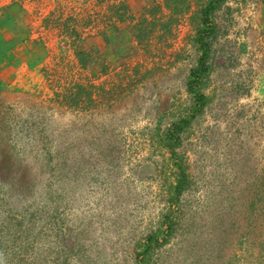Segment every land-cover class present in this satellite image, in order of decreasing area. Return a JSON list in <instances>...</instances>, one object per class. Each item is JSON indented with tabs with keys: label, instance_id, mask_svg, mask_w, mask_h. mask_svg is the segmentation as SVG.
I'll return each mask as SVG.
<instances>
[{
	"label": "rangeland",
	"instance_id": "obj_1",
	"mask_svg": "<svg viewBox=\"0 0 264 264\" xmlns=\"http://www.w3.org/2000/svg\"><path fill=\"white\" fill-rule=\"evenodd\" d=\"M208 1L0 0V264H264V0L213 13L167 136Z\"/></svg>",
	"mask_w": 264,
	"mask_h": 264
},
{
	"label": "trees",
	"instance_id": "obj_2",
	"mask_svg": "<svg viewBox=\"0 0 264 264\" xmlns=\"http://www.w3.org/2000/svg\"><path fill=\"white\" fill-rule=\"evenodd\" d=\"M227 0H209L205 6L201 10V22L202 26L197 31L196 34V43L199 47V50L201 52L200 59L198 60L197 66L191 70L190 76L187 80V91L189 94L192 95L194 100V108L192 115L189 118H184L180 120L171 130L168 131L167 136L169 139L173 141V145L171 146V151L173 154L174 159H177V155L175 152V149L180 146V138L179 134L190 126L191 122L198 116L201 115L204 112L205 107L210 102V98L207 97L202 92V84L203 79L206 78V76L209 74L210 71V58H211V45L209 42V39L215 35L216 33V26L213 23L212 15L213 13L226 2ZM167 2V0H166ZM5 152H3L4 154ZM6 157H11L8 155V153L3 155ZM10 162L11 168V160L7 158ZM6 159H2V163H0V173L8 170V163ZM177 161V160H176ZM16 169L20 165L17 162L13 164ZM176 166L179 170L178 173V179L176 182V185L174 186V199L179 198L188 188L190 185L189 176L186 172L185 167L180 162H176ZM20 168L18 169V172H20ZM4 175L6 173H3ZM3 176V175H2ZM3 180L7 181V178L3 176ZM169 221L168 229L163 233L162 235H152L148 237L147 243L145 245V250L143 251V254L140 256L143 257L146 253L152 249L154 245H163L166 244L170 238L172 237L174 233V223L167 217L166 219ZM139 264H147L146 260L143 258L140 259Z\"/></svg>",
	"mask_w": 264,
	"mask_h": 264
}]
</instances>
